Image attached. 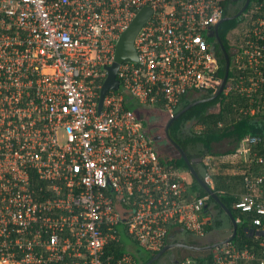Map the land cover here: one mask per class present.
I'll return each mask as SVG.
<instances>
[{"label":"built area","instance_id":"1","mask_svg":"<svg viewBox=\"0 0 264 264\" xmlns=\"http://www.w3.org/2000/svg\"><path fill=\"white\" fill-rule=\"evenodd\" d=\"M224 1L0 0V264H134L127 246L116 258L106 246L128 238L157 253L182 232L197 247L221 241H199L214 231H205L214 213L161 160L126 101L170 120L183 98L218 91L208 34ZM143 8L136 62L118 66V88L98 111L119 37ZM241 25L221 93L235 95V114L264 124V0ZM262 134L236 141L229 160L243 180L233 205L249 216L243 238L174 264H264V175L252 171L264 167ZM203 162L212 185L219 164Z\"/></svg>","mask_w":264,"mask_h":264},{"label":"trees","instance_id":"2","mask_svg":"<svg viewBox=\"0 0 264 264\" xmlns=\"http://www.w3.org/2000/svg\"><path fill=\"white\" fill-rule=\"evenodd\" d=\"M260 2L261 0H249L248 6L238 17L225 21L221 23L218 27V36L229 58L228 79L231 76H233L232 49L230 46V42L239 43L238 40L240 39L241 34H237V33H241V32L237 31L236 28L240 29V27L243 26L241 25L242 19L246 18L243 17V14L246 13L247 16V14L250 13V9L252 8V6L254 4H259ZM244 3L245 0H241L239 9L243 7ZM233 4L234 2H232L231 0H225L222 3L224 17H232L238 13L239 9L233 10L232 8ZM215 54L217 56L218 64H219V68L216 75L217 77L223 79L225 72V59L222 50L218 46V43L217 46H215ZM214 93L215 92H213L212 90H209L206 91L205 93L199 94L198 96L190 100L183 98L178 104V107L173 115L177 114L188 104L195 101L208 99ZM235 102H237L235 95L230 94L228 96H225L223 93H220L216 98L212 100L198 103L193 107L189 108L180 117L174 120L167 129L166 135L168 136L169 141L173 145L179 146L184 151L188 160L192 162V166L194 170L202 179L204 178V175L201 172V170H203L204 167V162H203L204 157L206 155L215 156V153L213 152V145L218 144L224 140H229L232 144H234L236 141L240 140L245 135L248 134L257 135L264 132V124L256 123L254 120L248 119L246 117L238 116L237 114H235V109L233 106ZM126 104L128 107L131 108V110L135 111L136 113L140 112L139 110L140 108H138L136 105L131 106L129 100L126 101ZM218 122H220L222 125L218 126ZM195 125H202L203 129L200 132H196L193 128L189 131H186L187 126H195ZM263 141H264V135H263ZM258 152L260 155L264 156V149L261 145H259ZM229 153L230 151H228V154ZM163 159L169 165H172L175 169L189 173L183 159L179 155L176 158L163 157ZM222 160H227L229 162L228 159H222ZM252 171L254 172V174L264 175L263 166L253 164ZM212 182H213L212 185L213 192L217 194L220 202L226 208L229 209L237 224V233L236 236L233 238L234 241L238 240L239 238H243L244 236L243 229L248 224L249 216L238 214L233 209L234 203L238 201L240 194L243 193V186H242L243 180L241 176L232 177L229 176L226 172H221L218 175L212 177ZM190 191L192 193H195L199 197L205 198V202H206V208H204L205 211L209 210L210 207L214 211L213 223L212 225L206 226L205 228L206 232H210L216 228H219L221 225L222 216H224L227 219V221L229 222V229L232 230L231 223L227 218V216L225 215L224 211L222 210L221 206H219L213 199L208 197L206 192L199 186V184L193 178H192V182L190 183ZM234 193H236L237 195L234 196L233 195ZM237 221L240 222V224L237 223ZM188 244L195 245V243L192 241H188ZM125 247H126L125 239H121L118 243H113L106 246L105 251L107 255H114V257L116 258L118 257V255H120L122 252L125 251L126 249ZM135 247L139 248L136 245ZM139 249L134 252L135 255L134 264H145L156 254V253L145 252L143 250L145 257L141 258L140 256L141 253ZM190 253L194 254L195 252L191 251ZM164 255L165 254H163L160 258H162ZM157 261L158 260H156L154 263H156Z\"/></svg>","mask_w":264,"mask_h":264},{"label":"water","instance_id":"3","mask_svg":"<svg viewBox=\"0 0 264 264\" xmlns=\"http://www.w3.org/2000/svg\"><path fill=\"white\" fill-rule=\"evenodd\" d=\"M231 1L236 2L238 0H231ZM248 3H249V0H245L243 7L241 8V10L237 14H235L232 17H224L221 20V22L214 28V30L209 32V34H208L209 36H212V34H214V36L217 40L218 46L222 50V52L224 54V59H225V72H224V76L222 79V83H221L218 91L208 99L199 100V101H195V102L188 104L185 108H183L177 114H175L168 121V124L166 127V134H167V129L172 124V122L174 120H176L178 117H180L185 111H187L189 108L193 107L194 105H196L198 103L209 101V100L216 98L222 92V89L224 88L225 82H226L227 77H228L229 58H228L227 53L225 52V49L223 47V44H222L220 38L218 36V27L221 23L238 17L246 9V7L248 6ZM149 15H150V11L147 8H143L140 12H138L136 17L132 20L129 27L119 37V40H118V42L116 44V48H115L114 62L110 67L107 68L108 76H107V78L103 84V87L100 91L98 111H100L102 99H103L105 93L108 90H117V88H118V81L116 80V71H117L118 66L123 62H136V50L134 47V40H135V37H136L139 29L144 24V22L148 19ZM167 138H168V136H167ZM155 140H159V137H156ZM173 146L175 147V149L179 153L180 157L183 159L191 177L199 184V186L206 192V194L210 198H212L219 206H221L222 210L224 211L225 215L227 216V218L229 219V221L231 223L232 232H231V235L229 237L225 238L224 240H221L215 244H210V245H207L204 247H194V246H190V245L183 244V243L167 244L145 264H152L153 262L158 260L163 254H165L168 250H170L172 248H183V249L191 250V251H205V250L220 246L226 242L231 241L236 236V233H237V224H236V222L232 216V213L229 211L228 208H226L220 202L217 194L215 192H213V190L208 186V184L205 182V180L202 179L197 174V172L194 170V168L192 166V162H190L188 160L184 151L177 145H173Z\"/></svg>","mask_w":264,"mask_h":264},{"label":"rangeland","instance_id":"4","mask_svg":"<svg viewBox=\"0 0 264 264\" xmlns=\"http://www.w3.org/2000/svg\"><path fill=\"white\" fill-rule=\"evenodd\" d=\"M243 17H246V13L243 14ZM232 67H234V65L232 64ZM143 118L147 119L148 125H149V131L146 133V135L150 138L151 140V145L153 147V149L159 153L162 157L165 158H176L178 157V152L177 150L171 146V144L165 139V137L163 136V128L162 126L164 125L166 119L165 115L162 114H155L154 112L148 114L143 113V115H141ZM154 134L156 136L159 137V140H154ZM233 144L231 142L228 143L227 140H225V142L223 143H219V144H215L213 146V150L215 152H225L227 150L232 149ZM202 172V170H201ZM184 176L186 177V181L187 182H192V178L191 175L189 173L184 174ZM209 211L213 210L211 208H209ZM237 223L240 224V222L237 221ZM231 233V229H229V222L227 221V219L222 216L221 217V225L219 228L214 229V231L210 234H208V236H206L205 238H202L201 240H199L200 242L204 243V242H210V240H222L226 237H229ZM187 235V236H185ZM179 240H182L184 242L187 241H191V240H197L196 237H194L193 235H190L188 233H184L182 232V234H180L178 236ZM126 245H127V249L129 250L130 248L132 249V251H136L139 248L134 247L131 242L129 241H125ZM140 253H141V258L145 257V254L143 253L142 249H139ZM133 251V252H134ZM174 251L176 252V254H174ZM191 252V251H190ZM189 252V250L180 248V249H176V250H169L162 258L158 259V261L156 262V264H173L175 261H177L178 259L190 255L191 253ZM175 255V256H173ZM171 260V261H170Z\"/></svg>","mask_w":264,"mask_h":264},{"label":"crops","instance_id":"5","mask_svg":"<svg viewBox=\"0 0 264 264\" xmlns=\"http://www.w3.org/2000/svg\"><path fill=\"white\" fill-rule=\"evenodd\" d=\"M191 98L190 99H193V95H191L190 96ZM189 99V100H190ZM130 101V100H129ZM130 105L131 106H134V105H136L138 108H140L139 110H140V112H138V113H136L142 120H143V122H144V124H145V126H146V130H147V132L150 130L149 129V125H148V120L147 119H145V118H143L141 115H143V113H148V114H150V113H152V112H154L155 114H164L161 110H160V108H155V107H148V108H146V107H143V106H141V105H139L138 103H136L134 100H131L130 101ZM154 140H155V137L153 138ZM157 141V140H156ZM228 141V143L230 142L229 140H227ZM223 142H225V140L224 141H222V142H220V143H223ZM219 144V143H218ZM214 146V145H213ZM232 149H234V144H233V147H232ZM232 149H230V150H227V151H225V152H215L214 150H213V152L215 153V156H213L214 157V159L216 158V160H215V163H217V164H219V166L218 167H220V170H219V172L221 173V172H226L229 176H232V177H238L239 175L238 174H233L232 173V169H233V167L235 166L234 164H232V163H230V162H228L227 160H222V159H228V160H231V158H232V154H233V150ZM232 150V151H231ZM228 151H230V153L228 154ZM179 154V153H178ZM219 155H220V157H219ZM230 155V156H229ZM159 156H160V158H161V160H163V161H165L164 159H163V157L159 154ZM180 156V155H179ZM166 162V161H165ZM167 163V162H166ZM179 172L184 176V174H185V172H182V171H180L179 170ZM189 172V171H188ZM187 173V172H186ZM202 174L204 175V167H203V170H202ZM185 177V176H184ZM186 178V177H185ZM204 179V178H203ZM187 182V181H186ZM187 183H190V182H187ZM208 184V183H207ZM209 185V184H208ZM212 185H213V182H212ZM212 185H209L210 186V188L212 189ZM234 196H236L237 194L236 193H234L233 194ZM208 196V195H207ZM209 197V196H208ZM212 199V198H211ZM210 206H212V205H210ZM211 208V207H210ZM213 213H214V211H213ZM231 232H232V230H231ZM182 234V233H181ZM230 236V235H229ZM227 238V237H226ZM173 239V241H175V242H177V243H180L181 242V240H179L178 239V236L177 237H173L172 238ZM225 239V238H224ZM127 239H125V241H126ZM128 241V240H127ZM130 242V241H129ZM133 245V244H132ZM127 246V245H126ZM134 247H135V245H133ZM131 249V248H130ZM132 250V249H131ZM134 251V250H133ZM132 251V252H133ZM135 252V251H134ZM133 252V253H134Z\"/></svg>","mask_w":264,"mask_h":264},{"label":"flooded vegetation","instance_id":"6","mask_svg":"<svg viewBox=\"0 0 264 264\" xmlns=\"http://www.w3.org/2000/svg\"><path fill=\"white\" fill-rule=\"evenodd\" d=\"M240 4H241V0H238V1H236V3L234 2V4H233V10H238L239 9V6H240ZM242 8V7H241ZM241 8L238 10V12L241 10ZM162 115H165V114H162ZM166 116V115H165ZM166 119H167V117H166ZM168 119L165 121V123H164V125L162 126V128H163V136L165 137V139L171 144V146L172 147H174L173 146V144L169 141V139L167 138V135H166V127H167V124H168ZM193 128V126H187V128H186V131H189V130H191ZM154 137L156 138V137H158V136H156L155 134H154ZM185 233V232H184ZM185 236H187V235H185ZM191 241H194V240H191ZM196 242H198V240H195ZM212 241H214V240H210V242H212ZM174 243H177V242H171V243H168V244H174ZM180 243H183V244H187V245H189L188 244V242H184V241H182L181 240V242ZM190 246H194V247H197V245H190ZM176 249H180V248H172V249H170V250H176ZM169 251V250H168ZM167 251V252H168ZM166 252V253H167ZM165 253V254H166ZM174 254H176V252L174 251ZM173 256H175V255H173ZM171 261V260H170ZM152 264H156V263H152Z\"/></svg>","mask_w":264,"mask_h":264}]
</instances>
